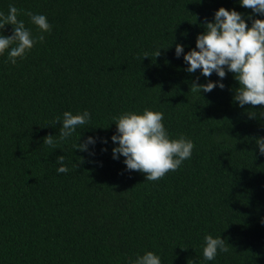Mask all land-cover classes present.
Segmentation results:
<instances>
[{
	"label": "trees",
	"instance_id": "16d2710c",
	"mask_svg": "<svg viewBox=\"0 0 264 264\" xmlns=\"http://www.w3.org/2000/svg\"><path fill=\"white\" fill-rule=\"evenodd\" d=\"M9 5L45 15L51 31L21 12L44 40L15 65L0 54V264H131L147 251L161 264H264V107L234 100L227 69L206 78L183 59L220 7L249 26L264 15L240 0H0V12ZM194 81L225 87L194 94ZM144 108L164 114L170 138L194 144L157 181L112 153V117ZM85 110L87 125L56 149L43 143L59 138L63 112ZM88 137L86 151L74 149ZM60 155L68 173L56 171ZM208 234L230 251L205 260Z\"/></svg>",
	"mask_w": 264,
	"mask_h": 264
},
{
	"label": "clouds",
	"instance_id": "9594fccd",
	"mask_svg": "<svg viewBox=\"0 0 264 264\" xmlns=\"http://www.w3.org/2000/svg\"><path fill=\"white\" fill-rule=\"evenodd\" d=\"M240 3L253 13L264 15V0H240ZM21 12L30 18V22L36 25L40 32L51 31V25L45 15L17 9L14 5H9L6 15L0 12V30L6 25L13 26L11 35L0 34V54L7 51L8 60L13 65L16 64L17 58H25L37 42L44 40L43 35L33 37L24 21L18 19ZM204 29L197 36L196 48L183 55L188 65L187 72L195 73L199 69L206 78L215 72L222 80L226 77L227 69L239 84L235 89L234 100L241 107H264V19H252L249 26L240 12L220 7L215 12L214 20L205 22ZM183 52L182 45L177 44L176 56L179 58ZM154 55L159 56L160 49L155 51ZM144 57H148V54ZM217 85L221 89L225 87L219 81H209L206 84L194 81L191 91L194 94H200L201 91L211 92ZM249 116L255 117L256 113L249 112ZM90 119L91 114L87 110L77 114L72 111L63 112L59 138L55 139L50 134L44 137L43 143L56 149L58 143L66 141L78 127L87 125ZM112 119L116 123L118 133L111 137L112 141L117 143L112 149L113 158L122 155L127 169L144 173L147 181L160 180L168 172L176 171L183 161L190 159L192 155L193 142L184 136L170 138L163 123L164 114L160 111L150 108H144L142 113L125 111ZM60 120V117L56 118L57 122ZM94 143L95 140L88 137L85 142L74 144L73 147L86 151L88 145ZM256 143L260 154L264 155V138H258ZM64 160L63 155L57 157L58 173L69 171ZM83 162L81 158L80 163ZM202 250L203 258L207 261L214 260L218 251H230L221 236L214 237L211 234L204 236ZM131 264H161V259L153 251H147L137 256Z\"/></svg>",
	"mask_w": 264,
	"mask_h": 264
}]
</instances>
